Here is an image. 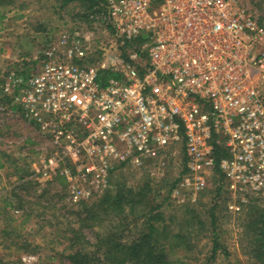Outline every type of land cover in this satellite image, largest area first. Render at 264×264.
Returning a JSON list of instances; mask_svg holds the SVG:
<instances>
[{
  "label": "built area",
  "instance_id": "built-area-1",
  "mask_svg": "<svg viewBox=\"0 0 264 264\" xmlns=\"http://www.w3.org/2000/svg\"><path fill=\"white\" fill-rule=\"evenodd\" d=\"M97 1L122 44L143 40L127 61L111 60L121 78L100 85L83 36L64 32L3 87L8 113L43 138L35 175H62L77 202L92 190L74 175H94V191L105 190L120 169L167 175L179 160L191 204L210 175L222 176L232 212L262 199L264 29L255 16L236 0Z\"/></svg>",
  "mask_w": 264,
  "mask_h": 264
},
{
  "label": "rangeland",
  "instance_id": "rangeland-1",
  "mask_svg": "<svg viewBox=\"0 0 264 264\" xmlns=\"http://www.w3.org/2000/svg\"><path fill=\"white\" fill-rule=\"evenodd\" d=\"M236 1L264 29V0ZM94 3L100 6L97 0H12L11 4L0 6V159L3 164L0 168V264H71L67 256L72 252L69 240L73 229L92 244L104 233L118 232L124 241L134 240L148 217L145 214L162 203L165 223L170 225L166 232H177L184 225V219L192 218L186 211L187 206L195 209L196 221L204 223L202 228L197 222L192 224L187 238L191 248L171 250L170 257L183 256L185 264H261L247 248L246 240L252 237L244 224L249 204L240 212L229 210L228 193L222 190L219 196L214 194L218 175H210L206 189L194 204L188 202L180 187L183 175H180L182 161L179 160L169 164L167 175H149L146 170L131 167L120 169L109 175L105 190L94 191V175H74L77 187L92 190L88 199L77 202L72 200V188L62 175H35L43 138L20 115L8 113L10 103L3 87L9 72H31L44 49L64 32L83 36L86 48L83 60L87 66L113 69V57L124 58L130 49L123 47L96 4L91 8ZM117 184L125 192H137L147 185L150 191L144 200L148 201L147 205H127L119 214L109 209L105 222H84L90 207L99 204L102 196ZM257 201L258 206L264 207V196ZM212 219H215L214 226ZM213 231L219 249L211 261ZM85 248L87 254L97 255L93 252L95 246L85 245Z\"/></svg>",
  "mask_w": 264,
  "mask_h": 264
},
{
  "label": "trees",
  "instance_id": "trees-1",
  "mask_svg": "<svg viewBox=\"0 0 264 264\" xmlns=\"http://www.w3.org/2000/svg\"><path fill=\"white\" fill-rule=\"evenodd\" d=\"M11 3L12 0H0V6L5 7ZM95 4L96 3H94V5L91 4V8H93ZM142 41L143 40L139 39L133 43L124 42L123 47L132 49L134 45L135 47L139 46ZM124 58L128 60L126 54H124ZM21 74L25 76L27 73ZM119 78H121V74L113 69H99L98 71V81L102 86H106L111 79ZM1 167H3V164L0 159V168ZM216 173H218V169H216ZM221 181L222 176L218 175L217 186L214 191L216 196H219L220 192L223 190L220 184ZM147 187L146 185L137 192L131 190L125 192L124 187L117 184L114 190L107 191L102 196V200L99 204L95 203L90 207L87 212V217L84 218L83 221L102 223L105 222L107 210L109 209L119 214L125 210V206L127 205H147L146 202L148 201H144L145 197L150 192ZM257 202V200H252L246 207L247 219L244 224H246V229L252 234V237H249L246 243L250 254L257 262L264 264V207L258 206ZM162 204L152 207L145 214V216L148 217L142 224L143 227L139 230L137 239L134 240L124 241V239H122L124 237L119 235L118 232L104 233L98 235L96 243L92 244V242L90 243L89 240L87 241L85 237H82V234L78 230L73 229V234L69 240L72 252L67 256V259L71 264H185L186 262L183 256L179 258L170 257L169 251L176 248L190 249L192 244L187 238L193 226L192 224L197 222L202 228L204 227V223L202 220L196 221L198 216L193 217L195 209L187 206L186 211H189L192 218L184 219V225L182 224V227L178 228L177 232H166V230L170 228V225L165 223L166 218L164 217V212L161 210L163 207ZM154 220L160 221L163 224L156 223ZM214 223L215 219H212L211 225L214 226ZM215 235L213 231L214 238L211 243V256L209 259L211 261L215 260L219 249V244ZM85 245L95 246L96 248L93 252H96L97 255L94 253L91 255L87 254ZM207 262L208 261H206V263Z\"/></svg>",
  "mask_w": 264,
  "mask_h": 264
}]
</instances>
